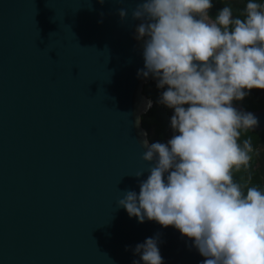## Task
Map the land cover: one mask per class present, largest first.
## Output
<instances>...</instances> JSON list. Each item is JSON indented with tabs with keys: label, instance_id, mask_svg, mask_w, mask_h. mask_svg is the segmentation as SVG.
Wrapping results in <instances>:
<instances>
[{
	"label": "water",
	"instance_id": "obj_1",
	"mask_svg": "<svg viewBox=\"0 0 264 264\" xmlns=\"http://www.w3.org/2000/svg\"><path fill=\"white\" fill-rule=\"evenodd\" d=\"M141 2L0 0V264H142L148 238L162 264H203L173 226L117 203L151 167ZM232 106L264 131V108Z\"/></svg>",
	"mask_w": 264,
	"mask_h": 264
},
{
	"label": "clouds",
	"instance_id": "obj_2",
	"mask_svg": "<svg viewBox=\"0 0 264 264\" xmlns=\"http://www.w3.org/2000/svg\"><path fill=\"white\" fill-rule=\"evenodd\" d=\"M212 6V0H142L132 12L142 21L143 76L166 88L159 102L174 110L176 134L167 143L143 142L149 175L138 195L128 191L117 203L139 223L173 226L194 242L203 264H264V190L249 186L251 174L234 180L259 154L251 138L240 142L258 119L232 106L264 90V3L249 0L244 18L226 5L214 20ZM135 253L142 264H162L155 238Z\"/></svg>",
	"mask_w": 264,
	"mask_h": 264
},
{
	"label": "trees",
	"instance_id": "obj_3",
	"mask_svg": "<svg viewBox=\"0 0 264 264\" xmlns=\"http://www.w3.org/2000/svg\"><path fill=\"white\" fill-rule=\"evenodd\" d=\"M249 0H212V8L208 15L214 20L218 12L224 6H231L235 17L244 18L243 11ZM252 2L264 3V0H252ZM165 89H158L157 86L148 82L143 86V94L151 100V106L148 111L141 116L142 127L147 132V138L151 143H167L176 133L170 126L171 117L174 110L165 107L159 102L162 92ZM232 103L242 106L245 110L256 111L264 108V90L253 89L249 91L243 100L233 101ZM187 107V105H185ZM246 138L252 139L253 148L258 151V155H253L251 167L247 171L241 169L240 172L234 173V180L237 182H245L249 174L252 181L249 186H256L264 190V131H249L242 134V142Z\"/></svg>",
	"mask_w": 264,
	"mask_h": 264
}]
</instances>
